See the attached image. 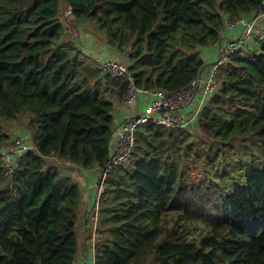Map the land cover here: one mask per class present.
<instances>
[{"label": "trees", "instance_id": "obj_1", "mask_svg": "<svg viewBox=\"0 0 264 264\" xmlns=\"http://www.w3.org/2000/svg\"><path fill=\"white\" fill-rule=\"evenodd\" d=\"M64 1L74 21L91 23L128 54L138 86L170 92L203 74L201 52L219 46L228 19L264 10L263 0ZM62 9L61 0H0V123L24 115L34 128L33 143L22 137L28 150L15 156L3 150L14 138L0 125V264H76L82 188L48 158L100 169L113 146L115 104L99 87L107 73L64 39ZM259 41L252 55L242 45L218 66L216 89L190 127L138 128L130 161L115 167L100 194L94 264H145L152 256L166 264H264ZM119 84L123 98L127 83ZM88 222L93 227L90 215Z\"/></svg>", "mask_w": 264, "mask_h": 264}, {"label": "built area", "instance_id": "obj_2", "mask_svg": "<svg viewBox=\"0 0 264 264\" xmlns=\"http://www.w3.org/2000/svg\"><path fill=\"white\" fill-rule=\"evenodd\" d=\"M65 13L67 16H71L73 13L72 8L68 7ZM261 15H264V10L254 16L252 20L245 23L247 32L246 35L240 39H245V37L247 38L252 34V30L254 28L256 29L257 22ZM242 23H244V18H230L227 23V28L231 29ZM241 41L242 40H230V42L222 48L220 54L221 59L213 65L210 73H207L206 76L202 74L195 78L189 86L172 92L164 89H148L138 86L133 75L129 71V65L124 61L112 59L101 61L100 66L104 72L113 78L123 79L127 83V88L122 98L126 104L135 105L142 97L147 100V106L143 111L129 115L120 124L117 130V141L115 145L111 147L105 167L100 170V184L107 179L108 175L115 167L130 161L136 147L137 130L141 125L151 122L169 128H183L190 127L196 119L199 118L208 98L216 89L218 66L227 61L230 56L240 48L239 43H241ZM13 145L20 151L24 152L28 150V144L22 137H16L13 141ZM6 166L9 170V159H7ZM98 207L99 205L96 207L94 211L95 214L92 217L94 231H96L95 229L97 226ZM94 244L95 243L92 244L93 255Z\"/></svg>", "mask_w": 264, "mask_h": 264}, {"label": "rangeland", "instance_id": "obj_3", "mask_svg": "<svg viewBox=\"0 0 264 264\" xmlns=\"http://www.w3.org/2000/svg\"><path fill=\"white\" fill-rule=\"evenodd\" d=\"M61 2H62L63 9H62V13H61L60 17L64 23V28H65V38L64 39L70 40V41H73L74 43H76L82 54H83V49L85 46L87 49L86 51H88L90 54L94 53V52L90 51L92 48H94V50L100 55L99 57H101L102 60H105V59L106 60H110V59L120 60V61L126 62L128 65L130 64L129 57H127L128 54L125 52L120 53L115 48H113V46L109 45L105 35L97 32L96 28H94L91 23H89V22H76V21H74V18L72 16H70V15L67 16L65 12L68 9V6L65 5L64 0H61ZM253 18L254 17L250 18L249 20H252ZM232 19H234V18H232ZM240 19H242V18H240ZM261 19H264V15L260 16L259 20L261 21ZM249 20L244 18V23H242V24L247 23ZM259 20H258V22H259ZM227 23H228V21H227ZM245 28L247 29L246 24H245ZM254 29L252 30V34L255 31ZM257 34H260V33H257ZM258 37L259 36H255V34H254L252 39H240L241 38L240 37V38L231 39V40H234V41L242 40L241 43H239L240 46H242V45L245 46V48H244L245 51H241L242 54L252 55V52H253L252 49H255L256 44L260 42L259 41L260 39H258ZM87 42H88V44H87ZM229 42H230V40H228L227 43L222 45L220 48L217 47L215 49H211V47L209 46L207 49L202 50L201 54H202V57L204 59H206V63L209 62V64H212V65L217 63L219 61V59H221V56H220L221 51H222L221 49L226 44H228ZM120 56H122V57H120ZM86 60H87V62H86L87 65H89L91 67H93V65H96L95 60H94V62H93V60H91L89 58H86ZM98 63H100V62L98 61ZM209 64H205V66L203 68V75L204 76H206L207 73H210L211 69H210ZM106 75H107L106 77L109 81H115V79L113 77H111L108 74H106ZM233 110H234V112L239 113L236 109H233ZM0 125L3 127V130L5 133H8L9 135H13L12 138L15 139L17 136L25 138L24 136L27 135L28 139L33 143L34 128L29 124V119L26 116L21 115L15 120L1 121ZM197 136H199V135L196 134V137ZM200 137L201 136H199V138H195V140L192 141L194 143V146H195V144H197L196 141L201 140ZM10 140H11V138H10ZM14 143H16V142H14ZM211 144H212V142L207 141L205 148L208 149ZM197 148H199V147L196 146L195 149H197ZM3 150H4V152H6L7 155L14 154L15 156H18L19 153L23 152V151H20L18 148H16L13 145V141H11V143H6L4 145ZM199 150L200 151L195 152L194 155L199 154L203 150V148L201 147ZM23 154L24 153H22L21 155H23ZM195 163H197V162H194V160H192L191 156L189 158H187L186 169L188 172H192L194 170ZM47 166L48 167H50V166L56 167V168H59L62 170L68 169V170H70L71 175H72V164L71 163L59 161L55 158H48ZM101 169H103V168H100L99 170H101ZM66 172L67 171H64V173H66ZM194 181L197 182L198 180H194ZM105 182H106V180L103 183L101 182L102 185L100 184L102 190L105 187ZM99 183H100V180H99ZM98 205L95 204V206L92 207L93 210L90 212V216H92V217L94 216V214H95L94 210H96V207ZM86 216H87V211H85V212L80 211V215H79V219H78V231H79V234L81 236L80 237L81 239H80V248H79L78 257L86 256V254H88L90 251L91 243H95V239H96L94 236L95 231H92L89 234L86 231V228H85L86 224L85 223H88ZM93 224H94V222H93ZM90 234H92L93 237L90 236ZM91 239H92V241H91ZM78 257H77V259H78ZM145 264H166V263L162 262V261H157L155 256H152L146 261Z\"/></svg>", "mask_w": 264, "mask_h": 264}, {"label": "crops", "instance_id": "obj_4", "mask_svg": "<svg viewBox=\"0 0 264 264\" xmlns=\"http://www.w3.org/2000/svg\"><path fill=\"white\" fill-rule=\"evenodd\" d=\"M246 31L247 29L245 28V24L238 25L231 29L226 28V30L224 31L222 35L223 39L219 43L218 47L220 48L222 45L227 43L228 40L244 37L246 35ZM257 33H260V34H257ZM254 34L255 36H259L258 39H264V19H261V21L259 20L254 33L250 34L247 38L245 37V39H252ZM86 50L87 49L84 46L83 53L84 55H86V58L93 60V62L95 60L96 63H98V61L101 63L102 58L99 57L100 55L94 50V48L90 50L91 52H94L93 54H90ZM207 64H209V62ZM209 65L211 69L213 65L212 64H209ZM114 79L115 81L102 80V82L99 83V87H101L100 88L101 91L105 93L109 97V99L114 101V104H115L114 114L116 118V128H115V133H114L113 140H112L113 145H115L117 141V130L120 127V124L123 122V120L129 115L136 114L138 112L143 111L147 106V100L142 97L139 99L138 103L135 105L126 104L123 101V99L119 96V93H118L121 87L119 83H121V81L123 80L119 78L118 79L114 78ZM72 166H75V165L72 164ZM63 171H67L68 173L71 174L70 170L68 169H63ZM72 176L74 177L75 180H77V182L80 184L82 188V203H81L80 211H83V212L87 211L86 218L88 220V216L90 215L92 207H94L95 204L98 205L99 200H100V194H101L100 192L102 191V188L99 183L100 170L97 166H94L89 169L80 168V167L75 166V168L72 169ZM85 224H86L85 228L88 234L94 231L93 227L91 226V223L88 222ZM90 236H92V234H90ZM92 244L93 243H91V248H90L89 253L86 254V256L78 257L76 264H94V258L91 253L92 247H93Z\"/></svg>", "mask_w": 264, "mask_h": 264}]
</instances>
